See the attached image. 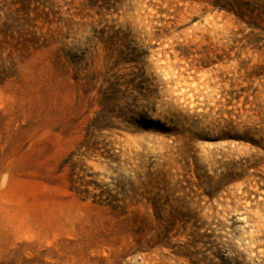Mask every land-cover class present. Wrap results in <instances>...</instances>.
<instances>
[{"label":"rangeland","instance_id":"1","mask_svg":"<svg viewBox=\"0 0 264 264\" xmlns=\"http://www.w3.org/2000/svg\"><path fill=\"white\" fill-rule=\"evenodd\" d=\"M0 264H264V0H0Z\"/></svg>","mask_w":264,"mask_h":264}]
</instances>
